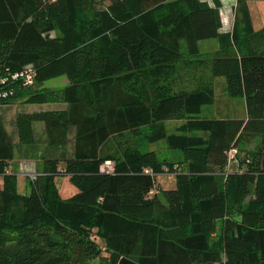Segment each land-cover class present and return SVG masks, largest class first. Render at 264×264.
<instances>
[{
	"label": "trees",
	"instance_id": "obj_1",
	"mask_svg": "<svg viewBox=\"0 0 264 264\" xmlns=\"http://www.w3.org/2000/svg\"><path fill=\"white\" fill-rule=\"evenodd\" d=\"M249 1L236 0L223 31L220 0H0V103L64 104L18 113L19 141H34V122L51 146L74 129L71 156L44 158L23 193L0 119V264H264V26L253 27ZM207 39L217 47L204 55ZM182 62L207 63L245 115L200 117L213 81L175 89ZM27 66L31 83L12 77ZM63 75L61 89L44 85ZM166 120L184 122L167 132ZM144 128L181 157L123 144ZM114 139L120 157L108 151ZM164 173L173 187L156 180ZM58 176L76 191L60 195Z\"/></svg>",
	"mask_w": 264,
	"mask_h": 264
},
{
	"label": "rangeland",
	"instance_id": "obj_2",
	"mask_svg": "<svg viewBox=\"0 0 264 264\" xmlns=\"http://www.w3.org/2000/svg\"><path fill=\"white\" fill-rule=\"evenodd\" d=\"M212 3V0H208ZM221 8V30L226 31L232 29L236 13V0H220ZM249 16L254 28L264 26V0H250L248 2ZM202 54L206 55L209 51L217 47L215 39L202 40L198 43ZM212 79L215 90V101L210 105H204L200 113L202 118H219V117H243L245 115V102L242 97L229 96L225 88V80L223 77L212 76L209 65L198 64L189 66L185 63H179L177 71L169 79V84L173 85L175 89H193L198 81ZM67 83L66 76H59L49 79L44 82V85L51 90L57 91ZM62 102H50L44 104L26 103L24 99L19 97L7 103H0V119L3 127L13 146V157L9 161V169L17 178V188L20 192L26 193L30 191L31 175L40 170L43 159L46 157H68L71 156L74 145V129L71 128L69 132L68 142L62 146H51L48 144L44 124L42 122H34V141L31 144L21 143L18 139L17 128L15 124L16 115L20 112L40 111L45 109H55L63 107ZM184 120H166L165 127L167 132H173L178 125ZM147 128L142 130L138 136L125 133L123 140L124 145L135 147L139 151L154 150L160 160L175 161L181 157L177 150L171 149L167 146L164 140L156 142H149L146 138ZM128 139V141H125ZM258 139H251L249 142H243L241 149L255 150ZM118 142L117 139L109 142L108 151L121 156L120 151H116ZM119 147V146H118ZM113 161L112 159L110 160ZM231 161V160H230ZM166 164V163H164ZM215 172V171H214ZM222 171H220L221 173ZM225 172V171H223ZM219 174V172L217 171ZM226 178L225 173L222 175ZM156 180L161 182L160 185L171 186L175 185L173 176L169 174H158ZM56 187L63 197H67L76 191V187L71 184L68 177L58 176L55 180ZM153 193V191H151ZM161 197V195H159ZM105 255V253H103ZM224 259V256H223ZM99 258L90 260L87 264H98ZM219 264V263H216Z\"/></svg>",
	"mask_w": 264,
	"mask_h": 264
},
{
	"label": "built area",
	"instance_id": "obj_3",
	"mask_svg": "<svg viewBox=\"0 0 264 264\" xmlns=\"http://www.w3.org/2000/svg\"><path fill=\"white\" fill-rule=\"evenodd\" d=\"M12 77L13 78H22L25 81V83H31L33 81V78H34V70L31 66H27L23 70L13 73ZM6 95H8V92L6 90L0 89V100L2 97H5ZM236 152L237 151L234 148L230 150L229 162L234 161L236 159L235 158ZM101 170L112 171L113 170V162H111L110 160L104 161V163L101 165ZM34 177H35V173H33L30 178L32 179Z\"/></svg>",
	"mask_w": 264,
	"mask_h": 264
},
{
	"label": "crops",
	"instance_id": "obj_4",
	"mask_svg": "<svg viewBox=\"0 0 264 264\" xmlns=\"http://www.w3.org/2000/svg\"><path fill=\"white\" fill-rule=\"evenodd\" d=\"M259 28V27H258Z\"/></svg>",
	"mask_w": 264,
	"mask_h": 264
}]
</instances>
